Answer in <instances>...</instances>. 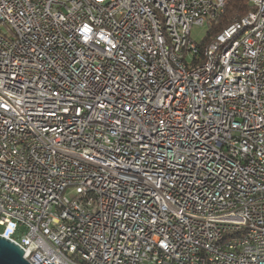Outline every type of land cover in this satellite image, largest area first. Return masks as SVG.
<instances>
[{"label": "built area", "instance_id": "obj_1", "mask_svg": "<svg viewBox=\"0 0 264 264\" xmlns=\"http://www.w3.org/2000/svg\"><path fill=\"white\" fill-rule=\"evenodd\" d=\"M148 2L166 9L186 63L185 52L200 49L193 28L205 26L203 17L219 20L227 0H0V236L29 264H264V248L253 250L264 241V199L235 205L249 188L264 191V0H251L249 13L261 12L260 28L224 51L213 103L198 90L207 65L190 74L168 68V82L153 83L160 37L150 16L148 25L132 16L147 14ZM60 89L84 107L55 103ZM66 112L76 121L61 123ZM189 128L193 138H185ZM139 145L149 153L136 154ZM177 148L198 156L176 159ZM223 199L231 210L215 211ZM92 200L99 211L83 213ZM233 229L244 236L216 246Z\"/></svg>", "mask_w": 264, "mask_h": 264}, {"label": "bare ground", "instance_id": "obj_2", "mask_svg": "<svg viewBox=\"0 0 264 264\" xmlns=\"http://www.w3.org/2000/svg\"><path fill=\"white\" fill-rule=\"evenodd\" d=\"M84 2H92V0H84ZM53 7H62V0H52ZM147 14H142L141 9H132V16L136 22L141 25H148V16L155 23L158 36L160 37L161 60H156V68L158 71L152 74L153 83L168 82L169 69L178 71L182 74H190V72H201L207 65L205 76H201L198 83V90L204 103H213V95L211 83L218 77L219 70L223 67L224 51L228 48L243 44L246 37L252 32L257 31L261 25V12H254V19L251 14L239 20H235L233 24L221 31L209 44L201 46L197 51L185 52L186 63L181 62L182 48H180L171 34L167 24L166 9H161L155 2L146 4ZM216 21V20H215ZM211 17H203V24L214 23ZM217 23V22H216ZM215 23V24H216ZM240 25V26H238ZM238 26V27H236ZM236 27L234 30H231ZM231 30V31H230ZM230 31V33H229ZM228 36L224 38L227 34ZM224 38V39H223ZM6 42H14L13 33H5ZM155 40V32L145 34V42H153ZM204 45V44H203ZM212 53V58H211ZM168 66H167V65ZM229 98H233L234 102H241V94L236 88H229ZM55 103H66L69 107H84V100H76L74 95H69L68 89H60L59 95H55ZM171 104H178V96H171ZM77 112H66L60 114L61 123L76 121ZM228 133H238L237 124H228ZM196 135V128H189L185 131V138H193ZM138 141H151V134H138ZM96 143H107V136H96ZM47 145H54V138H47ZM5 151L8 156H15L16 147L14 141L5 142ZM149 153L148 145L136 146V154ZM198 156V149L194 148H177L175 149L176 159H192ZM125 163L137 165V158L133 155L125 156ZM264 199V191L257 188H249L245 192L235 197V205H245L254 201ZM232 199H223L221 202H214V210L218 212H227L231 210ZM99 211V200H92V204H82L83 213H91ZM207 222H219V215H207ZM244 236V229H233L230 232L219 234L216 237V246L227 245L231 240H237ZM264 241H255L253 250H263ZM78 264H89V259H78Z\"/></svg>", "mask_w": 264, "mask_h": 264}, {"label": "trees", "instance_id": "obj_3", "mask_svg": "<svg viewBox=\"0 0 264 264\" xmlns=\"http://www.w3.org/2000/svg\"><path fill=\"white\" fill-rule=\"evenodd\" d=\"M253 10L251 0H227L223 13L220 15L219 20H216L217 23L211 25L209 33L201 46L209 44L221 31L233 24L235 20H239L237 18L242 19ZM208 41L210 42L208 43Z\"/></svg>", "mask_w": 264, "mask_h": 264}, {"label": "water", "instance_id": "obj_4", "mask_svg": "<svg viewBox=\"0 0 264 264\" xmlns=\"http://www.w3.org/2000/svg\"><path fill=\"white\" fill-rule=\"evenodd\" d=\"M0 264H29L24 259L23 249L0 236Z\"/></svg>", "mask_w": 264, "mask_h": 264}, {"label": "rangeland", "instance_id": "obj_5", "mask_svg": "<svg viewBox=\"0 0 264 264\" xmlns=\"http://www.w3.org/2000/svg\"><path fill=\"white\" fill-rule=\"evenodd\" d=\"M214 23L213 22L211 24L206 23V25L203 26V27L202 26H195L193 28L192 32H191V39L195 43H197V44L200 43L201 44L205 40L206 36L208 35L211 25H213ZM74 195H75V192L73 190L68 191L66 193V196L68 198H72V197H74ZM3 231H4V228L0 227V233H2ZM24 235L25 234L23 233V231L21 229H19V231L17 233V239L20 240L21 237L24 236Z\"/></svg>", "mask_w": 264, "mask_h": 264}]
</instances>
